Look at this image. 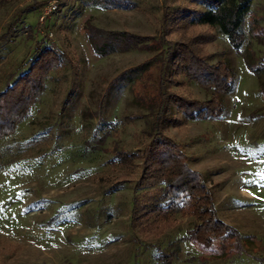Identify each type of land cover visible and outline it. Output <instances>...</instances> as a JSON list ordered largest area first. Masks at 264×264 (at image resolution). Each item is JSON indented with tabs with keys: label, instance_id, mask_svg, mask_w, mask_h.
I'll return each mask as SVG.
<instances>
[{
	"label": "rangeland",
	"instance_id": "1",
	"mask_svg": "<svg viewBox=\"0 0 264 264\" xmlns=\"http://www.w3.org/2000/svg\"><path fill=\"white\" fill-rule=\"evenodd\" d=\"M50 1L0 0V91L30 76L38 46L61 54L15 131L0 137V264H264V72L246 63L249 49L264 55L250 23L264 25V0L252 2L240 50L218 28L173 16L178 6L204 8L192 0H56L42 20ZM91 28L140 42L100 54ZM176 40L235 71L219 116L190 119L169 98L162 113L161 130L206 176L232 226L210 246L191 238L193 214L139 220L135 198L152 201L160 184L139 187L142 160L117 155L154 136L162 77L167 93L205 100L215 91L176 67L167 53Z\"/></svg>",
	"mask_w": 264,
	"mask_h": 264
},
{
	"label": "trees",
	"instance_id": "2",
	"mask_svg": "<svg viewBox=\"0 0 264 264\" xmlns=\"http://www.w3.org/2000/svg\"><path fill=\"white\" fill-rule=\"evenodd\" d=\"M114 2L118 5H132L129 0H114ZM192 2L199 3L204 8L178 6L173 16L176 15L177 19H185L192 25L208 24L216 27L228 37L236 49L240 50L244 46L245 19L251 14L253 0H192ZM250 23H252V34L264 44V25H257L252 19ZM89 37L95 50L100 54L112 52L120 47L135 46L140 42L137 40L140 36L126 30L91 28ZM168 43L167 53L173 56L172 61L176 63V67L178 65L186 75L205 87L214 88L215 91L205 100L187 98L175 91L167 93L163 84L164 77H162L159 93L161 97L156 104H152L158 105L155 123L157 130L154 136L142 148L121 149L118 150L117 155L121 164H134L138 158L142 160L144 172L137 182L139 187L160 184L157 191L148 192L149 201H152L146 202L135 198L134 214L136 211H144L139 215V220L147 218L149 212H155L164 218L175 212L193 214L198 222L190 232L191 238L200 244L210 246L213 244L214 237H230L232 226L220 218L214 192L207 186L206 176L202 171L190 166L181 143L176 142L161 130L162 113L164 110H169L170 106L166 108L165 101L169 98L190 119L219 116L223 110L221 93L233 90L235 71L225 60L209 62L207 56L200 53L195 41L191 43L188 40H176L175 43L170 41ZM39 47L40 50L32 63L30 76L25 81L15 82L0 91V137L15 131L17 124L25 117L27 108L32 103H28L29 100L34 101L35 95L44 89V77L52 67L50 60L54 58L57 60L56 63H60L58 59L61 58V54L54 46ZM246 63L261 77L264 72V55L260 59L255 58L254 52L249 49L246 54ZM260 87L264 91V79L261 80ZM138 98V101H147V98L141 94ZM171 117L168 118L171 119Z\"/></svg>",
	"mask_w": 264,
	"mask_h": 264
},
{
	"label": "built area",
	"instance_id": "3",
	"mask_svg": "<svg viewBox=\"0 0 264 264\" xmlns=\"http://www.w3.org/2000/svg\"><path fill=\"white\" fill-rule=\"evenodd\" d=\"M57 6H58V4H57V1L56 0L50 1V3L45 6V9L43 11V14L41 15V19L42 20H46V18L48 17L49 13L51 11H53L54 9H56Z\"/></svg>",
	"mask_w": 264,
	"mask_h": 264
}]
</instances>
